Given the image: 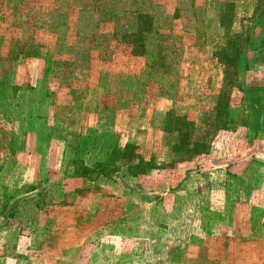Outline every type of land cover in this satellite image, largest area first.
<instances>
[{
  "label": "rangeland",
  "instance_id": "obj_1",
  "mask_svg": "<svg viewBox=\"0 0 264 264\" xmlns=\"http://www.w3.org/2000/svg\"><path fill=\"white\" fill-rule=\"evenodd\" d=\"M263 7L0 0V264H264V133L236 72L249 38L264 85ZM101 135L122 184L25 193L50 149L75 178Z\"/></svg>",
  "mask_w": 264,
  "mask_h": 264
},
{
  "label": "trees",
  "instance_id": "obj_2",
  "mask_svg": "<svg viewBox=\"0 0 264 264\" xmlns=\"http://www.w3.org/2000/svg\"><path fill=\"white\" fill-rule=\"evenodd\" d=\"M261 13L262 14L258 18L257 21L264 28V7ZM258 45L259 44L256 43L255 41H252L249 38L247 39V48L251 47V49L252 48L254 49ZM247 48L246 49L243 48V51L239 53L240 59H239V62L237 61L236 63V66H237L236 72L239 73V76H241L239 87L244 94V108L240 113L242 114V118H243V121H241V123L242 125L248 128H252L255 132V135H257L260 133L262 134L264 133V85L260 83L251 84L250 82L246 81V79L242 76V74L246 73L247 71L255 67L254 63H256L257 61L256 58H250V59L242 58L243 54L247 53V50H248ZM102 140H103L102 135L100 137L99 136L96 137L97 142L92 146V149H95L97 152V156H96V160L94 164L85 165V158L80 159L81 156L80 158L74 161V163L77 164L81 168V172H79V175H82V176L97 175L98 176L100 174H111L112 171L114 172L115 169L113 170L108 169L110 164L102 159L103 155L105 154L108 155L109 151L112 150V149L106 150L107 145L105 144V142L103 145L100 144ZM117 147H118V143H117ZM49 179H50L49 176L46 177L45 181L39 185V186H42L41 189H43V191L41 192V194L40 192H38L37 194L40 196V200H43V202H48V200L47 201H44V200L45 198H47V195L49 193L48 190L50 188L48 189L47 186H44V185H46L47 182H49ZM39 186H32L25 193H33L35 190L39 189ZM49 200H51V197ZM48 204H51V201L47 203V205Z\"/></svg>",
  "mask_w": 264,
  "mask_h": 264
},
{
  "label": "crops",
  "instance_id": "obj_3",
  "mask_svg": "<svg viewBox=\"0 0 264 264\" xmlns=\"http://www.w3.org/2000/svg\"><path fill=\"white\" fill-rule=\"evenodd\" d=\"M79 137H81V136L78 135L77 138H79ZM62 140L65 141L66 139H62ZM63 150L64 149H62V152H64ZM89 151H93L96 154V150L95 149H91V150L87 149V151L85 152L86 157L87 156L89 157V155H94V154H90L91 152L89 153ZM51 152H53V151H51V149H50L49 152H48V161H47V164H46V168H47L46 177L49 176L50 179H49V182H47V184L44 185V186H47L48 189L50 188L48 191L51 194V195H49V199L51 197V200H50L51 204H48V205H50L52 207H53V205L55 204V202L57 200V197H56L58 195L57 187H61V188L64 187V190L68 191L70 189V187H69L70 181H67V180H70V179L83 180V182L87 181L88 183H91V184H98L99 185V190H101L102 189L101 187H103L102 191H105L104 186H106L105 185L106 182H113L115 184L116 183L117 184H122L123 175L121 173L119 174V172L117 173L118 169H115L116 170V171L114 170L115 172L112 171L113 173H111V174H100L98 176L97 175H95V176H92V175L82 176V175L77 174L75 176V178L65 177L63 171L60 168V165H59L60 163H57V158H56L57 156L54 155V159H53V157L50 154ZM80 156H81V158H80ZM80 156L76 155L72 160L75 161L78 158L84 159L83 158V154L80 155ZM95 160H96V156L95 155L92 156V158H85V165H92V164L95 163ZM51 161H52L53 164H51ZM102 178H104V179H102ZM136 178H138V176H136ZM42 191H43V189H41V187L39 186V189H38L37 193L40 192V194H41ZM99 193L101 194V192H99ZM39 198H40V196H39ZM102 200H105V197H102ZM103 202L105 203V201H103ZM103 202L99 205V207L101 209H105V206H104ZM61 206H62V208L70 207L69 205H66V204L65 205L62 204ZM75 207L76 206H74L73 208H75ZM75 213L76 212L73 211V215H75ZM50 215L55 216L53 214V212H51Z\"/></svg>",
  "mask_w": 264,
  "mask_h": 264
}]
</instances>
